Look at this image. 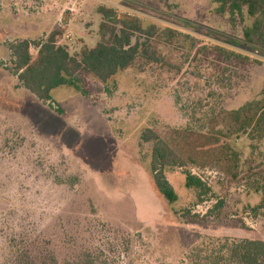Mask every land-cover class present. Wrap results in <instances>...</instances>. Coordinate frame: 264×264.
<instances>
[{"label": "rangeland", "instance_id": "374dc122", "mask_svg": "<svg viewBox=\"0 0 264 264\" xmlns=\"http://www.w3.org/2000/svg\"><path fill=\"white\" fill-rule=\"evenodd\" d=\"M100 5L182 35L172 44L151 37L149 53L105 83L80 72L85 96L62 85L51 101L39 100L12 73L7 44L60 29L58 44L78 56L100 39ZM218 6L0 0V264H194L224 239L264 240V216L253 209L261 200L253 187L264 175V139H230L237 180L211 165L164 167L174 202L154 186L152 141L140 140L145 128L163 138L183 129L198 136L221 110L258 96L264 49L242 36L252 18ZM138 37L144 39L136 33L131 42ZM216 46L249 59L222 61ZM30 53L36 55L34 45ZM185 171L209 190L198 197L185 186Z\"/></svg>", "mask_w": 264, "mask_h": 264}, {"label": "trees", "instance_id": "16d2710c", "mask_svg": "<svg viewBox=\"0 0 264 264\" xmlns=\"http://www.w3.org/2000/svg\"><path fill=\"white\" fill-rule=\"evenodd\" d=\"M215 1L219 3L218 12L227 7L230 14H241L245 9L252 21L242 30L243 41L264 49V0ZM97 12L101 16L98 25L100 39L91 48L82 47L78 56L69 54L64 46L58 44L60 29L52 30L46 38L38 41L24 38L7 44L12 73L39 100L51 101V90L62 85L71 86L85 96L87 90L80 72L105 83L117 72L128 68L139 56L147 55L151 37L161 36L165 43L172 44L174 38L182 35L170 27L160 29L153 23L144 26L140 19L122 17L108 6H98ZM136 33L144 39L138 37L131 42ZM32 45L36 48L34 57L30 53ZM215 51L222 61L244 63L249 59L247 55L221 46H216ZM172 134L163 138L150 128H145L140 134L141 141H152L149 171L156 190L168 202L176 201L177 194L164 175L166 166L205 168L211 165L230 179L237 180L238 152L230 139L241 135L252 140L264 139V84L257 97L236 108L221 110L206 132L195 136L183 129L174 130ZM184 174L185 186L197 191L198 197L209 190L201 176L190 171ZM253 189L261 193V200L253 209H261L264 216V175L259 176ZM196 259L194 264H264V240L224 239Z\"/></svg>", "mask_w": 264, "mask_h": 264}]
</instances>
